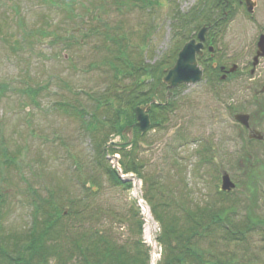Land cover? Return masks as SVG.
I'll use <instances>...</instances> for the list:
<instances>
[{
  "label": "rangeland",
  "instance_id": "374dc122",
  "mask_svg": "<svg viewBox=\"0 0 264 264\" xmlns=\"http://www.w3.org/2000/svg\"><path fill=\"white\" fill-rule=\"evenodd\" d=\"M125 1L86 0L85 11L78 5L62 7L63 0H0V209L6 233L25 231L38 197H67L69 192V197L83 198V184L92 178L99 186L95 206L104 214L92 223L93 229L129 249L138 237L140 219L141 240L157 239L159 224L147 223L150 216H143L138 202L144 198L143 184L131 175L126 180L131 182L129 189L113 184L96 154L99 136L60 105L71 103L91 113L95 104L87 95L111 84L105 61L114 46L105 37L124 40L129 54L125 59L134 67H140L142 59L143 65L154 66L171 62L184 40L192 32L200 33L201 20L182 29V17L205 8L213 21L226 11L216 9L217 0H148L152 4L144 5L143 0ZM105 3L107 8L100 10ZM231 14L234 17L213 31L214 43L207 42L218 52L211 61L236 71L223 82L213 78L215 88L210 77L219 72L209 71L200 83L173 90L164 100L174 106L168 122L144 133L137 158L154 182L170 176V184L177 186L175 195H185L190 206L215 205L237 225L256 222L243 243L228 242L218 233L214 250L237 251L243 263L264 264V141H250L233 116L249 115L264 136V59L250 74L264 31V0L253 15L243 8ZM208 64L206 68L212 65ZM134 79L121 77L119 84L123 87ZM126 140L110 134L107 149L119 151ZM106 160L107 168H114L110 157ZM225 172L236 185L232 192L221 190Z\"/></svg>",
  "mask_w": 264,
  "mask_h": 264
},
{
  "label": "trees",
  "instance_id": "16d2710c",
  "mask_svg": "<svg viewBox=\"0 0 264 264\" xmlns=\"http://www.w3.org/2000/svg\"><path fill=\"white\" fill-rule=\"evenodd\" d=\"M85 1L63 0V5H60L65 8L72 5L85 8ZM128 2L129 0L123 3ZM147 3L152 4V1L143 0V5ZM89 5L93 6V3ZM104 5L100 4V10L107 8L106 3ZM215 7L221 8L217 3ZM86 11L89 9L87 8ZM209 13L210 11L205 8L195 10L192 16L182 17L178 27L186 29L190 22L201 20L202 24L198 30L203 25L212 24L211 29L214 31L220 23L226 21V19L211 21L213 16H209ZM177 33L180 34L181 31ZM192 37L193 32L184 40L185 43ZM105 41H109L114 46V50H110L111 56L105 61L113 80L104 90L87 95L88 102L93 101L95 104L92 108L93 113L85 114L84 107L79 110L71 103L60 107L67 113L79 116L84 128L100 137L97 138L96 154L113 184L126 189L131 187V182L122 180L114 168L111 166L107 168L105 163L108 161L107 156L112 157L116 153L121 156L120 165L123 173L132 174L142 181L144 199L160 226L157 241L162 248V258L158 264H249V262H241L237 251L214 250L216 248L214 241L218 233L222 232L224 240L243 243L247 234L253 232L256 222L250 221L246 225L234 224L228 215L222 214L224 212L216 211L215 205L190 206L185 201V195L176 196L177 186L170 184V176L164 177L162 183L146 177L143 173V165L137 158V143L143 140L146 134H141L136 127L135 137L131 143L125 142L119 151L107 149L106 139L110 134L127 139L123 136V130L127 125H135V109L138 106L152 104L151 129H161L168 122V115L173 112L174 106L164 101L167 98L165 93L167 87L162 80L168 69L174 66L179 52L170 57L171 62L168 59L163 63L148 66L143 65L142 59L140 60L142 65L134 67L125 59L129 54L124 40L108 36L105 37ZM109 47L107 46L105 50L109 51ZM199 62L205 74L209 71L213 74L219 72L217 76L214 75L215 77L209 76L212 87H214L213 78L221 82L220 71L214 69L212 65L209 66L211 60L199 59ZM162 64L169 68L160 70L159 65L161 67ZM207 64L209 68H206ZM125 76L135 79L121 87L120 78ZM29 93L37 96V92L29 91ZM161 100L164 104L158 103ZM175 104L174 102L173 105ZM90 114L88 120L87 115ZM99 133L102 135L100 136ZM85 182L83 189L86 196L83 198L69 197L68 192L67 197L52 193L48 198L35 199L32 204L31 224L19 234L6 233L0 209V264H150V247L141 240L144 224L142 220L136 221L138 237L129 243V249L116 243L106 233L93 229L92 223L99 214H103V209H98L93 199L99 186L92 178L86 179ZM177 185L179 186L178 183ZM2 205L3 202L0 206ZM253 230L255 231V228Z\"/></svg>",
  "mask_w": 264,
  "mask_h": 264
},
{
  "label": "water",
  "instance_id": "95a60500",
  "mask_svg": "<svg viewBox=\"0 0 264 264\" xmlns=\"http://www.w3.org/2000/svg\"><path fill=\"white\" fill-rule=\"evenodd\" d=\"M258 0H248L247 6L250 13H254ZM208 28L204 27L198 34V40H191L188 42L181 52L179 53L178 60L175 66L167 73L164 77L163 82L167 85L169 90L177 88L181 84H196L202 80L203 71L198 65L197 55H202L203 43L205 41V35ZM258 52L253 60L252 74L255 72V68L259 63V59L264 57V35L261 36L258 43ZM236 70V67L231 69V73ZM222 79H226L223 76ZM151 110V105L140 106L136 109L137 126L141 132H146L151 126V119L149 112ZM236 121L249 127V116L245 114H238L235 116ZM124 134L129 137V142L133 139V126L127 127L124 130ZM251 138L257 140H264V137L259 132H254ZM235 189V184L232 182L228 173H223L222 176V190L225 192H230Z\"/></svg>",
  "mask_w": 264,
  "mask_h": 264
},
{
  "label": "flooded vegetation",
  "instance_id": "af4514ba",
  "mask_svg": "<svg viewBox=\"0 0 264 264\" xmlns=\"http://www.w3.org/2000/svg\"><path fill=\"white\" fill-rule=\"evenodd\" d=\"M246 3H247V0H217V4L222 7L223 12L226 11L228 13H230V12H237L239 8H243V9L247 10V4ZM212 33H213L212 31H209L207 33L205 42L203 43V49H202L203 54L202 55H198V58L199 59L204 58L206 61H209V59L210 60H213L215 58V56L217 57V55H218L217 54L218 53L217 50L216 49L214 51L211 50V46H210L212 43H214V39H215V38L211 37L212 36ZM193 36H194V38H197V35H195L194 33H193ZM207 40H209V42H211V44H209V42H207ZM258 41H259V39H258ZM257 44H258V42H257ZM257 50H258V47H257ZM257 50H256V53H257ZM261 59H264V58H261ZM211 63H212V67L214 69H216V70L218 69L220 71L221 75H223L224 73H226V70L227 69L225 67L221 66L218 62H217V66L216 67H214V63H216V62H213L212 61ZM262 89L264 90V86H262ZM255 92H256V94H259L258 93L259 92L258 90L255 91ZM249 121H250L249 127H246V126L240 125V124L239 125L248 134L251 133V132H253V131H258L257 130L258 127L256 126V124L254 122H252L251 117H250V120Z\"/></svg>",
  "mask_w": 264,
  "mask_h": 264
},
{
  "label": "bare ground",
  "instance_id": "6f19581e",
  "mask_svg": "<svg viewBox=\"0 0 264 264\" xmlns=\"http://www.w3.org/2000/svg\"><path fill=\"white\" fill-rule=\"evenodd\" d=\"M147 223L151 224L150 219H147Z\"/></svg>",
  "mask_w": 264,
  "mask_h": 264
}]
</instances>
